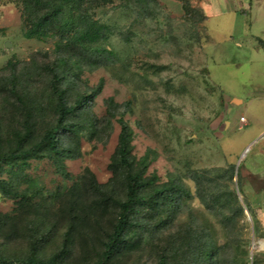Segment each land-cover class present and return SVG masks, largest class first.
I'll return each mask as SVG.
<instances>
[{
	"label": "rangeland",
	"instance_id": "obj_1",
	"mask_svg": "<svg viewBox=\"0 0 264 264\" xmlns=\"http://www.w3.org/2000/svg\"><path fill=\"white\" fill-rule=\"evenodd\" d=\"M149 2L146 10L134 0H114L118 7L107 4L94 10L96 18L111 26L100 46L111 49L113 56L101 63L94 57L79 62L58 52L55 37H25L21 1L0 0L3 150L24 131L22 107L9 90L13 67L17 94L34 112V135L27 144L55 121L53 71L66 77L62 86L70 103L101 87L86 113L76 118L80 136L76 143L68 142L75 149L64 161L68 174L58 171L50 158L32 159L18 174L0 171V179L11 181L20 194L8 195L0 187L1 254L23 258L35 237L42 255L50 256L60 249L75 217L71 253L63 264H93L115 213L102 196L124 197V177L111 169L118 120L123 118L132 129L133 157L150 161L146 176L157 174L160 184L174 183L190 196L163 210L149 239L121 253L113 264H155L163 249L179 245L195 231L216 240L220 264H264V229L255 223L256 212L243 193L240 157L228 152L250 129L241 115L255 117L264 102L263 65L240 61L238 42L244 39L231 15L207 22L208 41L196 5L186 12L181 0ZM231 94L257 98L236 104L226 97ZM230 164L235 165L233 181L223 172ZM196 174L203 175V184L196 183ZM231 190L244 213L236 210ZM213 199H220L219 204L209 208Z\"/></svg>",
	"mask_w": 264,
	"mask_h": 264
},
{
	"label": "trees",
	"instance_id": "obj_2",
	"mask_svg": "<svg viewBox=\"0 0 264 264\" xmlns=\"http://www.w3.org/2000/svg\"><path fill=\"white\" fill-rule=\"evenodd\" d=\"M20 1L25 21V37L40 40L55 37V49L58 52H67L79 62L82 58L94 57L98 62L105 63L113 56L111 49L100 46V43L109 38L111 26L96 18L94 10L100 6L113 4L114 0ZM134 1L139 5L140 10L148 9L149 0ZM181 1L186 12L194 10L195 6L191 0ZM112 6L118 7L114 4ZM198 11L204 21L206 16L199 7ZM65 78L56 71L52 72L50 89L54 98L55 121L31 144H27L34 135V112L32 107L17 94L18 78L14 67L12 68L9 90L16 96L22 107L24 131L17 136L13 146L6 150L0 147V171L18 174L30 160L50 158L58 171L68 174L64 161L67 157H73L75 150L68 145V142L71 140L70 142L76 143L80 136L79 122L76 118L86 113L88 103L101 87H98L93 94H82L70 103L66 90L62 86ZM118 122L120 131L111 169L115 172L120 171L124 177V197L122 199L108 195L102 196L104 205H113L115 213L110 229L104 235L101 251L93 264H113L121 253L147 241L148 232L153 229L151 227L160 218L161 212L163 210L167 212L166 209L174 207L177 199L182 196H190L189 191L184 187L167 182L160 184L157 174L146 176L150 161L147 156L136 161L132 155V129L123 118H120ZM223 172L229 173V181H233L236 174L235 165L230 164L223 169ZM195 179L198 185L203 184V175L196 174ZM0 187L8 195L15 197L20 195L11 181L0 179ZM230 192L237 206L236 210L244 213V207L239 203L238 195L234 190ZM218 197L221 199L223 195ZM219 200L213 199L211 207L208 204L207 206L212 208L219 204ZM221 206H226V201L221 202ZM252 216L255 223H259L253 213ZM75 228L76 218L73 217L68 224L60 249L50 256L42 255L41 243L34 237L25 257L11 258L0 253V264H63L65 258L71 253ZM206 235L207 233L195 231L181 242L177 239L179 245L163 249L155 264H220V247L216 240L207 238ZM230 264H237V262L231 261Z\"/></svg>",
	"mask_w": 264,
	"mask_h": 264
},
{
	"label": "crops",
	"instance_id": "obj_3",
	"mask_svg": "<svg viewBox=\"0 0 264 264\" xmlns=\"http://www.w3.org/2000/svg\"><path fill=\"white\" fill-rule=\"evenodd\" d=\"M191 2L206 16L204 25L208 41L210 34L207 22L213 18L231 15L237 33L244 39L238 42L242 49L240 61L249 64L261 63L264 69V0H191ZM226 97L236 104H249L257 98L237 94ZM242 116L247 122L243 126H250V129L237 148H231L228 152L235 155L236 159L240 157L242 190L264 229V102L259 105L255 117ZM227 125L230 123L227 122Z\"/></svg>",
	"mask_w": 264,
	"mask_h": 264
},
{
	"label": "built area",
	"instance_id": "obj_4",
	"mask_svg": "<svg viewBox=\"0 0 264 264\" xmlns=\"http://www.w3.org/2000/svg\"><path fill=\"white\" fill-rule=\"evenodd\" d=\"M240 121L244 124L245 122H246V119H245V117L244 116H242L241 118H240Z\"/></svg>",
	"mask_w": 264,
	"mask_h": 264
},
{
	"label": "bare ground",
	"instance_id": "obj_5",
	"mask_svg": "<svg viewBox=\"0 0 264 264\" xmlns=\"http://www.w3.org/2000/svg\"><path fill=\"white\" fill-rule=\"evenodd\" d=\"M260 243H261L262 246H264V239H260Z\"/></svg>",
	"mask_w": 264,
	"mask_h": 264
}]
</instances>
